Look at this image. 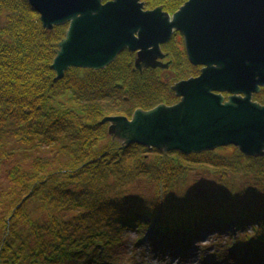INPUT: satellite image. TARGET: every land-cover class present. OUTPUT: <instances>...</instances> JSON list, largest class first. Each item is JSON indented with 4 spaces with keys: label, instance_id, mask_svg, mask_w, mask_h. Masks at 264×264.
Segmentation results:
<instances>
[{
    "label": "trees",
    "instance_id": "1",
    "mask_svg": "<svg viewBox=\"0 0 264 264\" xmlns=\"http://www.w3.org/2000/svg\"><path fill=\"white\" fill-rule=\"evenodd\" d=\"M142 1L173 13L187 0ZM67 28L45 29L27 0H0V260L118 262L117 249L107 248L154 222L158 236L173 242L154 248L157 255L185 253L191 230H214L230 235L228 246L264 260V156L235 146L187 155L138 143L122 147L101 123L107 115L131 116L179 100L172 84L202 68L190 62L182 34L163 45L178 73L173 77L163 73L170 66L138 70L137 53L126 50L103 69L71 68L56 80L51 65ZM255 99L264 103V88ZM196 168L214 172L218 185L191 196L181 186ZM152 182L155 192L141 188Z\"/></svg>",
    "mask_w": 264,
    "mask_h": 264
},
{
    "label": "water",
    "instance_id": "2",
    "mask_svg": "<svg viewBox=\"0 0 264 264\" xmlns=\"http://www.w3.org/2000/svg\"><path fill=\"white\" fill-rule=\"evenodd\" d=\"M45 29L68 25L52 69H103L128 50L135 66L168 68L163 45L178 31L201 72L177 81L179 100L138 108L132 117L107 115L109 134L122 142L183 154L233 145L264 156V0H187L171 14L141 0H27ZM225 93H228L227 96Z\"/></svg>",
    "mask_w": 264,
    "mask_h": 264
},
{
    "label": "rangeland",
    "instance_id": "3",
    "mask_svg": "<svg viewBox=\"0 0 264 264\" xmlns=\"http://www.w3.org/2000/svg\"><path fill=\"white\" fill-rule=\"evenodd\" d=\"M142 1V0H141ZM147 9V8H146ZM171 58V57H170ZM169 56H167L164 61H171ZM173 63V61H172ZM172 65V64H171ZM201 66V65H199ZM202 69V68H201ZM164 75H167L168 77H173L174 75H178L177 71L175 70L174 66H170L168 70L163 71ZM162 74V73H161ZM162 76V75H161ZM186 79V78H183ZM174 82L172 86L175 84ZM260 94V93H259ZM256 96V95H255ZM257 100V99H256ZM261 101V100H260ZM129 117H132L129 116ZM109 124V123H105ZM233 145L229 146H223V147H230ZM222 148V147H220ZM229 148V149H230ZM219 149V148H218ZM152 150H157L155 148H151ZM217 150V149H216ZM159 151V150H158ZM163 152V151H162ZM173 152V151H172ZM178 152V151H177ZM151 155V154H150ZM214 173V172H213ZM211 171H207L206 169L203 168H196L193 171L189 170L185 174V184L182 185L181 187L183 189L189 190L191 189L192 191H189V195L191 196H196L199 193L203 192L204 189L206 190L207 187L210 184H217L218 178L213 174ZM15 185L18 184L14 182ZM3 186H6V183H3ZM155 183H142L141 188L146 189L149 192H155L156 191V185H153ZM2 186V187H3ZM180 190H182L180 188ZM178 190V191H180ZM198 190V191H196ZM196 191V192H195ZM186 191H181L182 194H184ZM0 220H3V214L0 213ZM156 222L153 224L155 225ZM152 226V225H151ZM151 227H146V229L143 232H139L136 230H129L123 234L124 238H127L126 243H122L119 245H116L114 248H107L111 249V251L114 253L115 250L117 249L116 253L121 256V258H116L119 261L115 262V260L108 258L107 262H102L99 264H217L215 260L219 259L218 257H221L220 259H224V255L227 254L229 257H237L236 255H232L228 253V248L225 246L227 244V240H231L230 235L227 237L223 232H216V231H211L212 233L210 234H199L195 235L194 232L191 230V233L189 234V238L185 239V242L191 241V243L185 248L186 254H183L181 252H177L174 250V254H163L162 256L157 255L155 253L154 248H160L163 247L165 249H170L169 245L172 243V241H166L162 239L158 234H161L163 237V233H155V234H150L151 233ZM3 231V225L0 224V233ZM3 234V233H2ZM9 234V233H8ZM8 236V235H7ZM139 236L140 239H139ZM200 243L201 246L196 247V245ZM149 246L152 248V251L149 250ZM228 246V244H227ZM110 251V252H111ZM167 253L168 251L165 250ZM208 252V258H204V253ZM187 255V256H185ZM241 255V254H240ZM243 258H239V260H242ZM255 264H264L263 261L257 260V258H254ZM207 261V262H205ZM238 261H235V264ZM253 264L252 262H250ZM0 264H16L15 262H8L5 260H0ZM24 264V263H23ZM29 264V262L25 263ZM220 264V262H219ZM224 264H232L229 262L224 261ZM239 264V263H237Z\"/></svg>",
    "mask_w": 264,
    "mask_h": 264
},
{
    "label": "bare ground",
    "instance_id": "4",
    "mask_svg": "<svg viewBox=\"0 0 264 264\" xmlns=\"http://www.w3.org/2000/svg\"><path fill=\"white\" fill-rule=\"evenodd\" d=\"M153 224V223H152ZM153 226H155L154 224H153ZM221 229H224V226H221L220 227ZM158 228H155V230H157ZM176 234H179V232H176ZM173 235V233L172 232H170V236H172ZM245 249H247L246 247H243V248H233V249H231L230 250V252H231V254H234V255H238V254H240V252H242V251H246ZM241 257H242V254H241ZM243 259L245 260L246 258L243 256ZM263 261V260H262ZM224 264V263H223Z\"/></svg>",
    "mask_w": 264,
    "mask_h": 264
},
{
    "label": "flooded vegetation",
    "instance_id": "5",
    "mask_svg": "<svg viewBox=\"0 0 264 264\" xmlns=\"http://www.w3.org/2000/svg\"><path fill=\"white\" fill-rule=\"evenodd\" d=\"M151 9H153V8H151ZM170 13H171V12H170ZM173 13H174V12H173ZM173 13H171V14H173ZM176 33H178V31H177ZM176 33H175V34H176ZM175 34H174V36H175ZM180 34H182V33L180 32ZM174 36H173V37H174ZM181 36L184 37L183 34H182ZM171 40H172V39H171ZM171 40H170V41H171ZM184 42H185V41H184ZM185 51H186V48H185ZM135 53H136V52H135ZM186 54H187V53H186ZM200 72H201V71H200ZM263 88H264V87H263ZM263 88H262V91H263ZM262 91H261V92H262ZM225 94H226L227 96L229 95L228 93H225Z\"/></svg>",
    "mask_w": 264,
    "mask_h": 264
}]
</instances>
